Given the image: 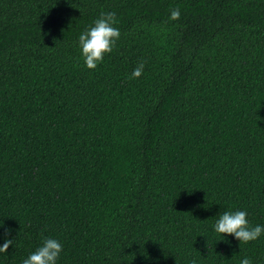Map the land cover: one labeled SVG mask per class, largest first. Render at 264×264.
<instances>
[{
    "label": "trees",
    "instance_id": "1",
    "mask_svg": "<svg viewBox=\"0 0 264 264\" xmlns=\"http://www.w3.org/2000/svg\"><path fill=\"white\" fill-rule=\"evenodd\" d=\"M236 210L264 225V0H0V264H264L213 231Z\"/></svg>",
    "mask_w": 264,
    "mask_h": 264
},
{
    "label": "clouds",
    "instance_id": "2",
    "mask_svg": "<svg viewBox=\"0 0 264 264\" xmlns=\"http://www.w3.org/2000/svg\"><path fill=\"white\" fill-rule=\"evenodd\" d=\"M178 15L177 11L171 13L174 19ZM116 24L114 12H101L92 26L79 34L78 48L87 69L97 68L105 56L112 52L120 37V29ZM142 67L141 65L135 68L131 75L139 77ZM247 215L245 210L225 211L219 214V218L213 224V231L222 234L224 238L227 235L232 236L239 241V246L242 242L255 241L264 235V225L253 226ZM10 245H13V239L5 235L3 243H0V253L7 252ZM62 250L63 245L58 239L43 238L42 243L22 261V264H57ZM240 264H252V261L245 256L240 260Z\"/></svg>",
    "mask_w": 264,
    "mask_h": 264
}]
</instances>
